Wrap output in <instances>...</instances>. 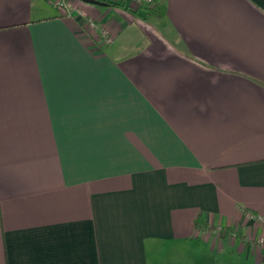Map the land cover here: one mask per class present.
<instances>
[{"label": "crops", "instance_id": "1", "mask_svg": "<svg viewBox=\"0 0 264 264\" xmlns=\"http://www.w3.org/2000/svg\"><path fill=\"white\" fill-rule=\"evenodd\" d=\"M153 1L0 0V264H264V0Z\"/></svg>", "mask_w": 264, "mask_h": 264}, {"label": "built area", "instance_id": "2", "mask_svg": "<svg viewBox=\"0 0 264 264\" xmlns=\"http://www.w3.org/2000/svg\"><path fill=\"white\" fill-rule=\"evenodd\" d=\"M126 2L131 7H137L142 0H115ZM153 0H145V2H151ZM55 8L57 9L60 16L63 17H73L76 16H85L83 23V28L87 31L98 29L99 35L102 36L104 42H109L112 39V35L106 31L103 26H98L92 16H88L85 11L73 4L72 0H49Z\"/></svg>", "mask_w": 264, "mask_h": 264}, {"label": "trees", "instance_id": "3", "mask_svg": "<svg viewBox=\"0 0 264 264\" xmlns=\"http://www.w3.org/2000/svg\"><path fill=\"white\" fill-rule=\"evenodd\" d=\"M105 5H119V6H123L126 7L128 9H130L131 11H133L134 13L140 14L139 13V7L141 9H144L146 13H153L156 15H161L162 10H163V5L159 2H141L140 5L138 7H131L130 5H128L126 2H120V1H115V0H101Z\"/></svg>", "mask_w": 264, "mask_h": 264}, {"label": "rangeland", "instance_id": "4", "mask_svg": "<svg viewBox=\"0 0 264 264\" xmlns=\"http://www.w3.org/2000/svg\"><path fill=\"white\" fill-rule=\"evenodd\" d=\"M47 4H48V2H47ZM110 6H113V5H110ZM53 9H54V7H53ZM241 255L242 256L238 255V253H236V252H234V254H229L227 256H226V254H222V256L221 255L218 256V260L220 261V263L224 262V264H253V263H250L249 260L245 259L243 254H241Z\"/></svg>", "mask_w": 264, "mask_h": 264}, {"label": "water", "instance_id": "5", "mask_svg": "<svg viewBox=\"0 0 264 264\" xmlns=\"http://www.w3.org/2000/svg\"><path fill=\"white\" fill-rule=\"evenodd\" d=\"M89 3H97V4H102L103 2L101 0H83Z\"/></svg>", "mask_w": 264, "mask_h": 264}]
</instances>
